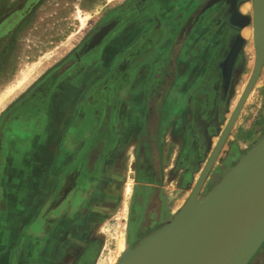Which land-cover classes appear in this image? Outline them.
Returning a JSON list of instances; mask_svg holds the SVG:
<instances>
[{
    "label": "rangeland",
    "instance_id": "374dc122",
    "mask_svg": "<svg viewBox=\"0 0 264 264\" xmlns=\"http://www.w3.org/2000/svg\"><path fill=\"white\" fill-rule=\"evenodd\" d=\"M127 1L32 0L30 3V0H0V156L6 135L3 125L14 116L9 111L20 95L30 91L40 78L66 61L94 29L106 22L116 10L123 8ZM245 1L248 6L246 13L251 19L252 0ZM84 18L82 25L81 19ZM246 32L250 35L245 36V49L230 88L222 127L240 97L254 64L251 23ZM20 81L22 83L17 86ZM255 83L250 100L243 105L200 194L216 184L221 174L264 133V73ZM188 116L189 112L183 111L182 125L168 120L163 126L158 146L162 158L159 163L158 153L155 160L156 194L148 202H144L146 190L142 185L150 182L153 176L139 166L133 143L126 145L123 154L107 161L99 189L100 198L95 207L87 204V221L91 223L87 235L95 251L92 248L87 250L89 253L86 251L85 264H112L117 261L123 251L170 219L183 204L203 163L195 155V145L191 143ZM10 131L8 136L13 138L12 129ZM215 140L216 136L201 147L208 152ZM128 183L129 193L126 192ZM122 229L124 242L121 251L118 249V235ZM257 258L258 263L264 264V245Z\"/></svg>",
    "mask_w": 264,
    "mask_h": 264
},
{
    "label": "crops",
    "instance_id": "0c3cea01",
    "mask_svg": "<svg viewBox=\"0 0 264 264\" xmlns=\"http://www.w3.org/2000/svg\"><path fill=\"white\" fill-rule=\"evenodd\" d=\"M204 1L155 0V4L162 18H177L179 30L183 32L188 26H185V21H190L199 9L191 15L188 13L194 7L199 8L198 5ZM246 5L247 1L242 0L238 7L239 15L248 17L242 10ZM205 24L200 18L189 37L176 42L171 55L172 59L177 57L176 63L175 60L172 63L177 66L178 71H203L211 51L219 44V30L209 39ZM248 26L242 27L240 32L244 42ZM173 32V27L169 28L168 36H172ZM126 33L125 28L106 43L98 59L79 63L62 75L43 104L36 105V99L31 98L27 108L9 121L7 131L12 129L13 138L7 137L0 156V264H85L86 251L91 250L90 248L95 251L90 236L87 235L91 224L87 221V204L95 207L94 204L100 198L99 189L101 190L107 161L123 154L130 142L136 151V137L141 129L138 121L141 111L131 110L125 124L115 125L116 139L107 149L109 154L103 161L100 160L97 178L80 183L76 179L75 156L85 144L86 134L76 142L73 139L74 128L80 123L79 103L76 100L86 87L87 79L108 67L112 53L125 46ZM245 45L246 42L243 51ZM167 46L166 42L163 47ZM157 54L152 55L151 59H155ZM242 56L243 52L240 61ZM260 73L262 76L264 71L261 69ZM69 89L72 98H66ZM27 93L28 91L20 95L18 100L27 99ZM249 96L245 105L250 100ZM163 126L165 122L159 129L158 145L150 148L154 165L147 163L144 171L153 177L150 182H144V189H154L157 186L153 169L157 174L155 160L158 153L159 163L162 158L158 146ZM93 127L94 123L90 128ZM215 142L216 140L212 141L209 150ZM92 159L95 160V156ZM203 165L204 162L202 167Z\"/></svg>",
    "mask_w": 264,
    "mask_h": 264
},
{
    "label": "flooded vegetation",
    "instance_id": "af4514ba",
    "mask_svg": "<svg viewBox=\"0 0 264 264\" xmlns=\"http://www.w3.org/2000/svg\"><path fill=\"white\" fill-rule=\"evenodd\" d=\"M208 2L209 0H205L198 5L199 8L194 7L188 13L191 15L199 9L190 21H185V26H188L182 32L179 30L177 18L164 19L160 16L155 0H128L123 8L116 10L106 22L94 29L66 61L40 78L28 91L27 99L21 98L15 102L9 112L14 116L20 115L27 108L31 98L36 99V105L43 104L49 91L62 75L79 63L98 59L106 43L126 28L125 46L112 53L108 67L87 79L86 87L76 100L79 103L80 123L74 128L73 139L76 142L86 134L85 144L75 156L77 181L83 183L90 178H97L96 171L100 160L103 161L109 154L107 149L116 139L115 125L125 124L133 109L141 111L138 117L141 129L136 137L135 156L142 169L146 168L147 163L154 165L150 148L158 145L162 124L168 120L173 122L174 119L182 125L183 111L189 112L191 143L195 145V155L205 162L211 149L207 152L201 146L209 143L215 136L217 141L223 129L230 88L245 44L243 41L233 62L229 80L225 83L230 50L237 35L241 37L240 25L243 20L239 16L238 7L242 0H219L206 7ZM200 18L208 27L209 39L219 30V44L215 48L212 47L203 71H178L177 66L172 63L173 60L176 63L177 57L172 59L171 53L181 39L186 40L189 37ZM113 19H116L114 28L99 43L83 50L92 36ZM171 27L174 32L172 36H168V29ZM166 42L168 46L163 47ZM154 54H157L156 58L151 59ZM66 95V98H72L70 89ZM175 113H178L177 116ZM14 116L3 125L6 135L2 152L8 133L11 132L7 131V126ZM175 116L178 117L177 120ZM92 123L94 127L90 128ZM94 156L95 160L92 159ZM153 172L157 175L154 169ZM145 190L142 195L146 198L144 202H148L150 197L156 194V190ZM262 245L247 264H261L258 263L257 257Z\"/></svg>",
    "mask_w": 264,
    "mask_h": 264
},
{
    "label": "water",
    "instance_id": "95a60500",
    "mask_svg": "<svg viewBox=\"0 0 264 264\" xmlns=\"http://www.w3.org/2000/svg\"><path fill=\"white\" fill-rule=\"evenodd\" d=\"M219 0H209V7ZM240 27L252 25V71L183 204L115 264H247L264 244V133L219 181L200 194L229 133L264 67V0H252V18L239 15ZM116 25H103L83 50L99 43ZM243 39L237 35L226 64L225 83Z\"/></svg>",
    "mask_w": 264,
    "mask_h": 264
},
{
    "label": "bare ground",
    "instance_id": "6f19581e",
    "mask_svg": "<svg viewBox=\"0 0 264 264\" xmlns=\"http://www.w3.org/2000/svg\"><path fill=\"white\" fill-rule=\"evenodd\" d=\"M242 10L244 11V12H247V10H248V8H247V6H244L243 8H242ZM84 23H85V18L84 19H81V24L82 25H84ZM246 36H249L250 34H249V32H245L244 33ZM23 78V77H22ZM25 80V79H24ZM22 83V81H20L19 83H18V85L17 86H19V84H21ZM133 146V145H132ZM131 156H133V148H131ZM126 192L127 193H129L130 192V183H128L127 184V187H126ZM127 195V194H126ZM126 207V203H124V208ZM124 228V227H123ZM124 229H122L120 232H119V235H118V249L119 250H121L122 251V248H123V242H124ZM116 259V258H115ZM114 263H116V260H114L113 262H112V264H114Z\"/></svg>",
    "mask_w": 264,
    "mask_h": 264
}]
</instances>
